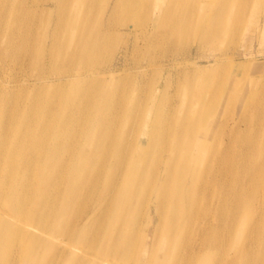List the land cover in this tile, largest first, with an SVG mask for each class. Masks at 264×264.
I'll return each instance as SVG.
<instances>
[{
    "label": "bare ground",
    "instance_id": "1",
    "mask_svg": "<svg viewBox=\"0 0 264 264\" xmlns=\"http://www.w3.org/2000/svg\"><path fill=\"white\" fill-rule=\"evenodd\" d=\"M159 1L0 0V264H264V60L222 51L257 33L264 0L189 3L195 21L205 10L193 43L211 65L159 57L186 44L160 28L191 19L188 0L159 19ZM128 24L148 59L126 47L110 71L91 68ZM31 30L43 44L28 58Z\"/></svg>",
    "mask_w": 264,
    "mask_h": 264
},
{
    "label": "rangeland",
    "instance_id": "2",
    "mask_svg": "<svg viewBox=\"0 0 264 264\" xmlns=\"http://www.w3.org/2000/svg\"><path fill=\"white\" fill-rule=\"evenodd\" d=\"M19 1V0H17ZM146 1V0H145ZM152 1H155V0H148V4L152 3ZM168 0H160L159 1V5H158V11H159V15H158V18L162 20V16L163 14L165 13L166 11V7H167V2ZM192 0H188L186 3H187V9H189V3L191 2ZM240 5H241V9L242 8H245L247 10H251V9H258L259 7L257 6V3L253 2V0H240ZM239 2V0H238ZM156 3V2H154ZM239 4V3H238ZM256 5V6H255ZM149 8V7H148ZM145 9V8H144ZM150 9V8H149ZM190 10V9H189ZM40 11H35V13H33V16L35 18H40L41 17V14H39ZM193 12V9L191 8L190 10V17L191 19H188V20H181L179 22H176V23H173L171 24L169 27L167 28H160V34H159V37H156L157 39H159V41H165V40H169V39H172V40H186V44L183 43V46L182 47H178L176 46V48H170L169 46H166L168 45L167 43H160L158 45V50L159 51V57L162 56L164 54V52H168V51H171L167 56H164V57H168V58H171L173 57H181V54H183L184 52H189L191 51V56H194L195 57V60H197L199 62V64L201 65H211L212 63L215 62V59L211 56L209 57H204L202 56V54H204L202 52V47L198 46L196 43H193L195 41V39H197L198 37H196V32L198 31V28L202 22V16L205 12L204 8L200 10V13L198 14V18H196V21H195V14H192ZM89 13H93L95 14V18L96 19H101L103 18V12H89ZM92 14V15H93ZM45 15H47V13H45ZM141 15L143 16L142 19L144 21V28L148 27L147 31L149 32H152L154 31L155 29L152 27V26H155L156 24V21L152 23L151 20H149V15L146 14V10L143 11L141 13ZM141 17V16H140ZM51 18V17H49ZM100 21V20H99ZM133 26L131 24H128L126 26L123 27L122 29V34L120 35L119 38H117L115 40V45L114 47L116 46V53H114V51L112 52H108V53H103V54H100L101 55V60L100 62H98L96 65H91V68H95V67H98L101 69L105 68L104 71H110V65L115 63V55L118 56V54L120 53H117L118 49H123V48H126V47H129L131 49V52H130V57H138L140 60L141 58L144 59V61H146L148 59V47L146 46L147 42H148V39L149 37L143 33V31L141 29L143 28H136V29H133L132 28ZM165 27V26H164ZM132 28V30H131ZM18 30V32H20L21 34L29 31V30H25V27H20L18 26V28H16ZM165 30V32H162L161 30ZM44 29H41V31H43ZM163 30V31H164ZM171 31L170 34L168 31ZM32 31V30H31ZM35 30L32 31L31 35H32V38L34 41L31 40V48L28 50V48H24L21 50L23 52V50L27 49L28 51V54H27V57L28 58H31L33 57V55L36 54V47L39 46V50H40V46L41 44H43V41L42 43L39 41L38 43V40L35 39ZM30 32V31H29ZM162 32V33H161ZM168 32V33H167ZM234 44L231 43L229 40L226 41V43H224V47H223V50L225 53H232V52H235L236 53V57H234V59H237V60H241V59H244V58H247L250 57L249 59L253 60H264V15L261 17L260 19V25L258 26V31L256 34H253L251 32H249L248 30H246L245 32H243V35L236 37L234 38ZM48 43L47 45H50V39L48 38L47 42ZM141 46H143L141 48ZM150 48V47H149ZM170 48V50H168ZM120 50V51H121ZM173 51H175L174 53H172ZM210 53L206 54V55H210V54H213L215 52H212V51H208ZM217 54L220 53L219 51L216 52ZM199 55V56H197ZM161 62L163 61H166L165 59H160ZM216 61H220L216 59ZM223 62H220L217 66H219L221 69L220 71L222 70L223 71V75L222 77H224L225 79V76L226 75V71H227V64L222 65ZM223 66H225V71H224V68ZM213 69H216V67L213 65L212 66ZM25 70L26 71H23L21 72L22 75L24 76H27L29 75L33 70L32 67H28L26 66L25 67ZM114 70V69H113ZM102 71V73L104 72ZM119 71V70H118ZM133 73H135L134 71H132ZM215 72V71H214ZM108 73V72H107ZM118 73V72H117ZM136 75V73L134 74ZM134 79V78H133ZM258 80H252L250 82V85H249V88L250 89H253V88H256L258 83L261 81L259 80V82H257ZM31 82H34L33 80ZM34 84V83H32ZM135 87V82L132 81V85H131V89L133 88L134 89ZM64 89H61L63 92H65L66 90V87L64 86L63 87ZM61 92V91H60ZM134 95L137 94V91H134L133 93ZM245 101V100H244ZM244 101L243 102H240L241 104L238 105V109H237V113L238 115L241 113L242 111V107L244 106ZM221 118V114L217 117V120H220ZM130 119H131V116H130ZM216 120L215 123H217L218 121ZM124 136V137H123ZM123 136L121 137V141H119V143L121 144V146H123L125 143H126V139H125V133H123ZM118 143V142H117ZM192 184V185H191ZM191 184H189L191 186V188H195L197 193H201V191L203 192V185H202V179L197 182V183H194V182H191ZM146 199V203H139L136 205H134V207H136L137 210L141 211L139 214L140 215H144L145 216V213L147 211H149V209L151 208L152 205H150V200L149 198H145ZM178 207V205H175V203H169V204H164V207H165V210L166 211H171V207ZM183 206V205H182ZM197 206H199V204L196 202V205L193 206V213L191 214L193 217H195V212L196 210H194ZM150 207V208H149ZM189 209H191L192 211V208L189 207ZM116 209L113 211L115 212ZM192 221V220H191ZM190 219L188 221H183L182 223L187 227L188 225L191 223Z\"/></svg>",
    "mask_w": 264,
    "mask_h": 264
}]
</instances>
